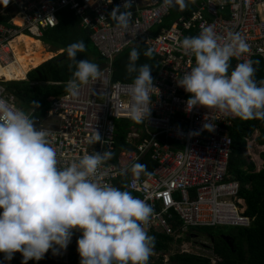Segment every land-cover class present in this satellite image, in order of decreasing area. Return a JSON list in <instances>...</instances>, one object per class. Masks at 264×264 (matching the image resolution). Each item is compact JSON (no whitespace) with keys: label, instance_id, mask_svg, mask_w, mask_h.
Listing matches in <instances>:
<instances>
[{"label":"built area","instance_id":"2783aa9c","mask_svg":"<svg viewBox=\"0 0 264 264\" xmlns=\"http://www.w3.org/2000/svg\"><path fill=\"white\" fill-rule=\"evenodd\" d=\"M123 3L124 0H8L5 5V0H0V64L13 60L12 44L18 37L39 41L44 30L57 25L62 10L73 12L80 19V27L89 32L103 66L101 76L81 86L76 97L65 92L50 100L43 115L33 113L35 126L49 131L47 139L57 153L58 167L77 162L86 152L109 149L111 159L99 166L92 179L143 199L153 209L144 225L147 233L172 239L167 252H151L148 264H168L175 253L195 255L216 264L219 259L210 246L188 239L187 243L185 238L196 228L250 225L244 200L238 196L240 184L227 172L231 153L228 129L237 118L197 106L188 110V94L176 86L175 80L193 66L194 58L182 51L173 37L195 36L211 26L222 43L229 32H237L249 51L232 58L229 70L237 63L259 57L264 79V0H194L183 10L174 4L163 6L161 0H131L129 27L122 31L108 13ZM139 43L150 48L156 59L153 84L159 96L152 95L154 102L147 121L129 125L119 143L116 124L122 119L130 120L126 114L130 83L112 80V62L121 51ZM1 83L0 98L20 108L15 95ZM205 122L215 124L211 132L202 130ZM93 130L100 136L95 144L89 143ZM145 157L155 164L153 168L143 163ZM136 162L144 164L149 174L133 175L130 169ZM78 236L74 230L71 239L76 242ZM63 252L67 255V249ZM0 260L10 264L3 260V254Z\"/></svg>","mask_w":264,"mask_h":264},{"label":"clouds","instance_id":"9594fccd","mask_svg":"<svg viewBox=\"0 0 264 264\" xmlns=\"http://www.w3.org/2000/svg\"><path fill=\"white\" fill-rule=\"evenodd\" d=\"M111 3V0H107ZM194 0H161L163 6L185 9ZM8 0H5V5ZM131 0L113 7L108 18L122 31L131 18ZM100 17L99 20H103ZM87 22V21H86ZM180 49L194 58L193 66L175 80L188 94V110L193 106L215 109L241 120L264 121V79H254L253 61L235 64L229 61L249 51L237 32H229L223 42L211 26L195 36H174ZM85 51L82 40L69 43L64 52L71 78L65 91L76 97L81 86L101 76L99 66L88 59L77 60ZM150 58L152 50L143 52ZM140 56L131 48L125 70L132 75L128 87L127 116L142 124L150 116L159 89L154 86L151 67L137 65ZM74 67V70H73ZM25 111L0 98V254L10 261L14 253L21 264L39 261L46 252L58 255L66 249L73 231L79 232L76 251L79 264H148L154 237L144 225L153 215L151 205L128 191L92 179L104 162L111 159L109 149L87 152L77 161L60 168L57 153L47 137L49 131L35 126L33 113L39 107L31 101ZM214 123H203L202 130L211 132ZM198 134L190 133L189 135ZM100 136L92 131L89 143ZM103 143V142H101ZM135 176L148 175L145 165L133 163Z\"/></svg>","mask_w":264,"mask_h":264},{"label":"trees","instance_id":"16d2710c","mask_svg":"<svg viewBox=\"0 0 264 264\" xmlns=\"http://www.w3.org/2000/svg\"><path fill=\"white\" fill-rule=\"evenodd\" d=\"M39 40L50 48V52L60 50L62 52L27 72L24 80L6 81L1 84L15 95L21 109L29 110L31 108L30 102H37L39 107L35 111H37L38 116H41L51 99L66 92L65 85L71 78V71L68 69L69 61L64 49L69 43L82 40L85 44V51L77 54V60L88 59L101 68L103 59L90 42L89 32L80 27V19L67 9L59 13L57 25L54 28L44 30ZM133 47H136L140 52L136 61L137 65L149 64L152 69L153 80L158 68L154 55L152 54L150 58L145 57L143 52L147 48L141 43ZM133 47L124 49L114 57L112 62L113 81L131 83L134 74L129 75L125 70V65L128 62L129 51ZM252 61L255 69L254 79L260 81L263 76L261 59L254 57ZM133 123L131 120L125 119L117 122L116 139L119 143L123 142L127 127ZM255 132H258V136L254 141L258 145H263L264 121L237 118L228 129L231 153L227 172L232 179L240 184L238 196L244 200V213L250 218V225L246 228H237L236 234L230 235L232 247H229L221 238H210V248L219 259L216 264H264V153L260 154L263 161L260 170H256L254 163L246 156L247 140H250ZM143 163L149 169L155 166L154 163L149 162L148 157L143 159ZM198 229L200 228L192 229V232ZM150 235L154 237L152 252L159 254L167 252L172 239L163 234L152 233ZM53 256L49 251L44 254L41 260H28L27 264H60L55 261ZM16 259H22L19 253H14L10 261ZM66 261V264H79L75 238H72L67 245ZM0 264H2L1 260ZM17 264H21V261ZM168 264H210V262L206 258L195 255L175 253L169 257Z\"/></svg>","mask_w":264,"mask_h":264},{"label":"bare ground","instance_id":"6f19581e","mask_svg":"<svg viewBox=\"0 0 264 264\" xmlns=\"http://www.w3.org/2000/svg\"><path fill=\"white\" fill-rule=\"evenodd\" d=\"M15 22L19 23L20 20L15 19ZM18 43H21L20 49L17 48ZM44 48L36 39L18 37L12 44L13 60L4 65L0 64V81L24 80L28 71L53 57V54Z\"/></svg>","mask_w":264,"mask_h":264},{"label":"rangeland","instance_id":"374dc122","mask_svg":"<svg viewBox=\"0 0 264 264\" xmlns=\"http://www.w3.org/2000/svg\"><path fill=\"white\" fill-rule=\"evenodd\" d=\"M43 48L45 51L50 52V48L44 44H42ZM54 56L58 55L61 53L60 51H56V52H51ZM53 56V57H54ZM12 81H20V80H12ZM7 82H11V81H7ZM2 83H5L4 81H2ZM18 105V103H17ZM257 137V134L254 133V135L252 136V138L249 140V143L252 142L255 138ZM260 153V149L256 150L253 146L249 145V149L246 151V156L248 157L249 160L252 161V157L251 155H256ZM251 154V155H250ZM257 164H260V161L257 162ZM237 232V228H230V227H214V228H200L198 230H194L192 233H190L188 235V237L185 238V242L188 240H193L196 242V244H198L199 242L204 243V245H206V247L211 246L210 244V238H220L221 236H230V235H234ZM188 239V240H187ZM53 258L55 260H58V262L63 261L66 259V254L64 252L53 256Z\"/></svg>","mask_w":264,"mask_h":264},{"label":"crops","instance_id":"0c3cea01","mask_svg":"<svg viewBox=\"0 0 264 264\" xmlns=\"http://www.w3.org/2000/svg\"><path fill=\"white\" fill-rule=\"evenodd\" d=\"M40 43L43 44L41 41H40ZM255 134H257V136H258V132H255ZM249 145L253 146L256 150L260 149V153L259 154H256V155H254V154L251 155L250 154L251 157H252V162L254 163V165L256 167V170H260L262 168V166H263V161H262V159L260 157V154L264 153V144L263 145H258L254 140L252 142H250V143L248 141L247 142V147H248L247 150L249 149ZM258 161H260V164H257Z\"/></svg>","mask_w":264,"mask_h":264},{"label":"water","instance_id":"95a60500","mask_svg":"<svg viewBox=\"0 0 264 264\" xmlns=\"http://www.w3.org/2000/svg\"><path fill=\"white\" fill-rule=\"evenodd\" d=\"M220 238L223 239L227 243V245L229 247H231L232 241H231V237L230 236H221ZM66 249H67V247H66ZM20 261H21V259L12 260V261H10V264H17Z\"/></svg>","mask_w":264,"mask_h":264},{"label":"flooded vegetation","instance_id":"af4514ba","mask_svg":"<svg viewBox=\"0 0 264 264\" xmlns=\"http://www.w3.org/2000/svg\"><path fill=\"white\" fill-rule=\"evenodd\" d=\"M231 247H232V245H231Z\"/></svg>","mask_w":264,"mask_h":264}]
</instances>
